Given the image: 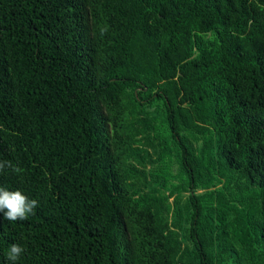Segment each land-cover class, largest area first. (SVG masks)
Masks as SVG:
<instances>
[{
    "label": "trees",
    "instance_id": "1",
    "mask_svg": "<svg viewBox=\"0 0 264 264\" xmlns=\"http://www.w3.org/2000/svg\"><path fill=\"white\" fill-rule=\"evenodd\" d=\"M0 264H264V0H0Z\"/></svg>",
    "mask_w": 264,
    "mask_h": 264
},
{
    "label": "clouds",
    "instance_id": "2",
    "mask_svg": "<svg viewBox=\"0 0 264 264\" xmlns=\"http://www.w3.org/2000/svg\"><path fill=\"white\" fill-rule=\"evenodd\" d=\"M5 170L16 175L24 171L18 164H14L10 160H0V174H3ZM38 206L36 199H30L20 190L10 191L0 186V213H3V218L7 221H25L30 215L35 214V209ZM24 251L25 249L19 244H12L7 251V260L11 264H17Z\"/></svg>",
    "mask_w": 264,
    "mask_h": 264
}]
</instances>
